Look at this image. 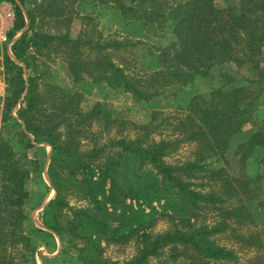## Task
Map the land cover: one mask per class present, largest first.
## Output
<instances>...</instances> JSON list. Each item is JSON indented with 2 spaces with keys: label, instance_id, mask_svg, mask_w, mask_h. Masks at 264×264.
I'll return each mask as SVG.
<instances>
[{
  "label": "trees",
  "instance_id": "1",
  "mask_svg": "<svg viewBox=\"0 0 264 264\" xmlns=\"http://www.w3.org/2000/svg\"><path fill=\"white\" fill-rule=\"evenodd\" d=\"M7 1L15 3L14 0ZM101 1L113 2L122 14H133L148 24L157 25L158 29L164 28L166 22L172 23L176 39L169 47L162 49L160 56L176 60L175 68L169 71L175 78L183 71L191 72L200 68L205 58L218 46L227 58H233L238 56V48L239 50L247 48L252 55L257 56L261 45L264 44V0H242L241 7L236 12L233 7L229 11L226 9V12L218 9L213 0ZM51 5L52 3H47L46 9ZM28 15V30L11 46L15 60L9 55L5 57L7 95L1 121L13 123L16 118L21 120L23 127L20 125L22 129L18 133L26 147L33 146L26 135L27 132L31 133L36 141H45L52 147L47 173L55 186L56 196L43 212L44 225L61 239L63 230H66L70 240L71 235L76 239L87 237V240H90L92 234L84 229L87 227L97 234H106L114 241L126 242L136 236L139 240L137 254L128 260L110 261L111 264H146L151 257L162 255L165 249L175 256L187 257L190 264H204V259L233 260L236 257L234 250L226 245H220L212 237L217 230L223 231L228 228L229 223L223 221L221 225L200 223L194 226L191 222V218L199 209L217 202L224 203L226 199L215 194V191L201 193L192 188L193 185L198 186L192 179L199 178L196 171L202 169L199 161L183 160L173 163L168 162L166 157L182 140L195 139L204 146L205 153L200 158L218 154L227 164L238 161L241 165L239 177L236 178L228 177L223 167L216 171L221 172V180L214 173L228 191L240 190L231 182L241 183L245 179L248 186L251 185L250 182L259 179L260 175L252 178L247 174L244 164L259 148H264V119L256 124V129L245 130L246 138L241 139L239 134L243 131L241 126L245 120L242 118L248 114L250 103L249 100L246 101L245 95L249 88L239 83L244 85L246 81L261 83L263 73L258 72L253 77L229 82L227 83L229 86L213 90L211 96L204 93L191 96L187 107L191 109L196 119L188 117L184 120V117L180 116L175 118L184 135L176 139L166 137L156 139L153 132L159 125H151V119L155 117L153 115L159 114L157 110H153L151 119L142 124L119 118L113 119L109 111L99 104L84 109L81 106V95L77 92L69 93L60 86L51 84L40 89L36 80L38 77L35 72L38 65L34 61L37 52L48 46L52 48L54 44L53 47L58 49L53 50L61 51L68 72L74 80L87 76L93 82H105L111 87L130 92L138 99L148 100L160 94L158 88L153 87L154 82H145L143 78L127 73L125 67L118 66L113 60L111 53L113 48L122 47L123 41H131L124 38L123 40L95 38L90 32L92 29L88 28L90 20L74 38L68 33H46L36 29L34 13L28 11ZM25 25L26 18L16 5L11 35ZM170 48L174 52L170 51ZM22 64L30 73L28 85ZM205 70L203 75H206L208 68ZM162 74L161 71H157L151 78L155 79L154 75ZM188 80L189 78L185 81ZM263 86L264 84L259 85V91ZM25 90L27 92L15 117L12 112ZM249 118L251 117L248 115L246 120ZM167 119L165 117L162 122ZM128 124L135 129L132 134ZM94 125H97V129H94ZM103 134L107 135L104 141ZM83 138L87 139L89 145L82 144ZM128 154L139 158L140 167L146 164L152 167L164 183L175 192L184 195L187 201V204L183 205L184 215L173 217L172 222L175 223L164 232L149 231L151 221L145 218V213L127 211L129 213H125V217L128 218L130 228L125 232L119 230V227H125L123 220L118 218L109 222L106 220L109 214L106 202L116 207L129 196H139L132 187H124L115 176L118 166L121 165L120 160ZM30 163L35 161L26 154L17 155L13 144L0 137V264H14L16 259L26 257V253H23L16 258V253L24 247L28 250L31 248L30 238L25 230L27 217L24 212V205L30 194L27 187V180L31 176ZM59 169L66 170L70 178L75 180L80 198L85 199L86 204L77 206L68 203L59 181ZM241 184L245 186V182ZM240 191L249 193L251 200L256 198L255 188H243ZM99 194L103 199H99ZM234 208L232 214L239 219L244 216L243 214H247L242 205ZM229 210L231 209L223 212L231 213ZM113 221H118V225H113ZM182 225L184 226L180 227ZM38 231L54 241L51 232L42 229ZM21 243L24 245L22 248L18 247ZM44 261L46 263L45 258ZM82 261L87 264L93 263L88 258H83ZM105 262H109V259L107 258Z\"/></svg>",
  "mask_w": 264,
  "mask_h": 264
},
{
  "label": "rangeland",
  "instance_id": "2",
  "mask_svg": "<svg viewBox=\"0 0 264 264\" xmlns=\"http://www.w3.org/2000/svg\"><path fill=\"white\" fill-rule=\"evenodd\" d=\"M14 1L15 3L0 0V137L13 144L17 155L26 154L28 157L30 156L31 160L35 161V163H30L31 177L27 180V187L31 198L29 197L30 199L28 198L26 201L24 210L41 206L42 203L47 202V199H54L56 196L55 186L51 181L50 187L46 188H43L45 184L40 181L42 170L44 175H46V169L48 171L52 154L51 145L45 141H36L33 135L26 131L27 134H25L29 137L31 143L33 142L32 147H26L25 143L20 139L21 135L18 133L22 129L20 125L23 127L21 120L16 118L17 120L13 123L1 121L4 100L7 95L5 57L9 55L15 60L11 46L28 30V11L34 13L37 25L36 29L46 33H68L71 38H74L83 27H86V23L90 20L88 28L92 29L90 32L95 38H100L101 40L104 38L123 40L124 38L131 42H139L134 44L123 41L124 45L122 47L118 49L113 48V52H111L113 60L118 66L125 67L127 73L138 78H143L145 82H154L153 87H157L160 94L150 97L148 100H141L122 88L111 87L105 82H93L87 76L76 81L69 74L61 51L53 50L58 49L57 47H53L54 44L52 48H48L49 46L41 48L37 52L36 60L34 61L38 65L35 75L38 77L36 80L39 82L38 87L40 89H44L48 84L58 85L69 93L77 92L80 94L81 106L84 109L90 108L94 104H99L100 107L109 111L113 119H124L136 124L148 122L151 119L152 111L157 110L159 114L153 115L155 117L151 119V125H159L153 132V136L156 139H160L161 137L176 139L182 137L184 132L181 131L175 118L180 116L184 117V120H187L188 117H192L193 119L195 117L196 119L194 113L187 107L190 103L188 99L191 96L198 93L211 96L213 90L227 87L229 86L227 85L229 82L253 77L258 72H261L263 73L261 83L255 81H246L245 85L239 83L249 88L245 92V95H247L246 101L249 100L250 103L246 117L248 115L251 117L247 120L246 117L242 118L245 120H243L244 122L241 126L243 131L239 134L241 139L244 140L246 138L245 130L251 131L256 129L255 127L264 119V86L259 91V85L264 84V44L261 45V50L257 56L252 55L247 48L242 50L238 48V56H234L233 58H227L225 54L221 53L220 46H218L214 49L215 52H211L213 56H207L200 68L194 71L191 70V72L183 71L182 75L180 74L175 78L170 72L175 68L176 60L174 58L168 59L167 57H163V55L160 56L162 49L169 47L176 39L173 25L170 22H166L164 28L158 29L157 25L148 24L143 19L133 16V14H122L115 4L109 1ZM241 1L213 0V4L218 9L225 10V12L226 9L229 11L233 7L236 12L241 7ZM47 3H52L49 9H46ZM16 5L22 10L26 18V25L11 35L15 21ZM170 51L174 52L171 48ZM29 59L28 61H30ZM22 66L24 67L26 85H28V75L30 73L23 64ZM205 68H208V71L206 75H203L202 73L206 71ZM157 71H161L163 74L154 75L155 79H152L151 76L156 74ZM188 78L189 80L185 81ZM26 92L27 90H25L12 112L16 117L17 110L22 105L21 100ZM165 117L168 119L162 122V119L164 120ZM127 126L132 134L135 129H133L132 125L128 124ZM94 129H97V125H94ZM191 129L192 126L189 127V130ZM103 135L102 141L107 137V135ZM25 142L27 143V141ZM81 142L82 144L89 145L87 139L83 138ZM40 144H44L43 146L48 147V149H41L42 145ZM203 149L204 146L195 139L182 140L177 144V148L166 157V160L173 163L183 160L199 161L198 164L202 166L201 170L196 169L199 178L192 179L198 186L193 185L192 188L201 193L215 191V194L226 199L224 203L217 202L199 209L191 218V222L194 226H198L200 223L221 225L223 221L229 223L228 228H225L223 231L221 229L217 230L212 237L220 245H226L233 249L236 257L230 261H205L204 259V264H264V148H259L244 164L247 174L252 178L260 175V178L250 182L251 185L248 186L245 179L241 181V183L245 182V186L236 181L231 182L233 186L240 190L243 188H255L257 194H255L256 198L253 200L249 198L250 194L247 192H241L240 190L236 192L228 191L224 188L223 182L221 183L218 180V178L221 180V172L217 173L216 171L222 167L226 169L228 177H239L238 173H240L241 165L238 164V161L227 164L218 154H210L202 159L200 157L205 153ZM31 157H35L37 160ZM39 158H44L45 162L39 163ZM122 158L123 160H120L121 165L118 166L115 176L122 182L124 187H132L133 191L135 190V193L139 196H129L125 198L122 204L116 207L106 202L109 210L106 220L108 222L114 218L123 220L125 227L121 226L119 230L125 232L130 228L125 213L140 212L139 214L145 213V218L151 221L149 231L156 233L168 230L173 225L172 223H175L172 222L173 217L184 215L183 205L187 204L184 195L175 192L173 188L164 183L161 176L156 174L155 170L148 164L140 167L138 157L128 154ZM59 172V181L61 182L63 195L66 197L68 203L77 206L86 204L87 201L80 198L79 188L75 184V180L70 178L66 170L62 171L59 169ZM214 173L217 174L218 178L214 176ZM95 175L97 176V172H95ZM98 197L99 199H103L101 194ZM45 205L46 208L48 203ZM240 205L244 207L247 214H243L244 216L239 219L238 216L232 214V210L235 209L234 207ZM229 208L231 209L229 210L231 213L223 212ZM135 216L138 217V215ZM113 225H118V221H113ZM25 227H27L26 224ZM84 229L89 234H92V239L87 240V237L76 239L71 235V241L66 230H63L62 239L57 235L59 242L56 241V244H58V247L61 246L63 250L59 251L57 258L48 259L45 263L44 258L40 257V253H46L43 246L55 248V240L53 241L48 235L38 230L26 228L31 248L28 250L24 247L23 243L19 244L18 247L24 248L16 253V258L23 253H26V257L22 259L15 258L14 264H87L82 261L83 258L92 260L90 261L93 262L91 264H111L110 261L128 260L138 252L139 240L136 236L131 237L126 242H121L111 240V237L106 234L92 232L88 227ZM57 236L54 239H57ZM49 251H52V249H49ZM107 258L109 262H105ZM146 264H190V260L185 256H175L174 253L165 249L162 255L151 257Z\"/></svg>",
  "mask_w": 264,
  "mask_h": 264
},
{
  "label": "crops",
  "instance_id": "3",
  "mask_svg": "<svg viewBox=\"0 0 264 264\" xmlns=\"http://www.w3.org/2000/svg\"><path fill=\"white\" fill-rule=\"evenodd\" d=\"M13 115L16 117V115L13 113ZM33 143V142H32ZM40 145H42L41 146V149H45V150H47L48 149V147H46V146H43L44 144H40ZM30 157V156H29ZM31 158H34V159H36L35 157H31ZM37 160V159H36ZM38 162L39 163H44L45 162V159L44 158H39L38 159ZM49 163H50V161H49ZM46 175H44L43 174V170H42V172H41V175H40V181H41V183H43V184H45V185H43V188H46V187H50V179H49V177H48V173H47V169H46ZM45 176H46V179H45ZM31 177V176H30ZM47 180V181H46ZM29 193H30V191H29ZM30 195L31 194H29V197H30ZM48 197V196H47ZM47 197H45V198H47ZM31 198V197H30ZM29 198V199H30ZM28 200V199H27ZM51 200H53V199H47L46 201L47 202H44V203H42V205L41 206H36L34 209H32V208H30V209H27V210H24V212H25V214H26V217H27V219L25 220V224L27 225V227H25V229L27 228V229H31V230H38V229H42V230H47L48 232H51L52 233V231L51 230H49L45 225H44V223H43V221H42V215H43V212H44V210H45V204L46 203H50V201ZM45 205V206H44ZM53 234V236H54V238H56V236H57V234H55V233H52ZM55 240V244H56V241L57 242H59V239H58V236H57V239H54ZM61 242V241H60ZM46 246V245H45ZM45 246H43V248L45 249V251H46V255L45 254H43V253H40V257L41 258H45V256H46V261L48 260V259H55V258H57V254L59 253V251L61 252V250H63V248L60 246V247H58V244H56L55 245V248H47V247H45ZM49 249H52V251H49ZM52 252V253H54L53 255H51L52 253H49V252ZM45 262V261H44ZM45 264V263H44Z\"/></svg>",
  "mask_w": 264,
  "mask_h": 264
}]
</instances>
